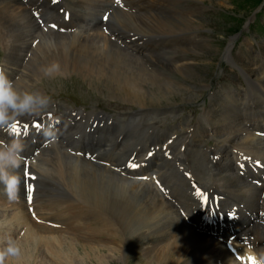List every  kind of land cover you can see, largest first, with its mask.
<instances>
[{
	"label": "bare ground",
	"instance_id": "1",
	"mask_svg": "<svg viewBox=\"0 0 264 264\" xmlns=\"http://www.w3.org/2000/svg\"><path fill=\"white\" fill-rule=\"evenodd\" d=\"M66 1L78 9L69 21L58 13L53 14L55 9L49 0H0V37L7 51L5 70L9 71L7 75L10 74V79L15 84L24 88L35 87L44 93L37 87L34 77L38 78L44 74L42 69L56 62L59 63L61 72L78 70L97 80L105 78L108 81L109 94L136 103L141 111L153 106L156 107V110L153 108L154 114L161 109L166 110L163 113L178 111L175 110L176 102L172 101L171 95L178 97L183 90L169 81L167 76L162 75L164 73L161 70L169 67L173 69L175 66L177 73L192 79L196 66L184 63L183 58L186 53L196 52L194 49L200 47V39H197L196 34L200 21L195 19L189 10L180 7L182 0H120L123 8L116 6L114 0ZM47 6H50L48 11L42 9ZM177 6L179 9L176 10ZM112 8H117L114 9L112 18L107 22L101 21L100 16L104 11ZM35 10H38V16L33 14ZM42 18L44 24L40 23ZM51 19H57L61 27L66 28V32L46 28ZM103 25H107L110 34L103 32ZM186 36L190 38V43L183 41ZM193 44L196 46L193 47ZM149 45L151 47H147ZM263 60L261 72L256 73L254 68L246 71L247 88L241 91L225 87L211 96L213 101H210V107L203 110L197 123H189L186 126L189 130L185 135H178L167 145L171 150V158L165 156L166 150L161 144L156 156L150 159L148 167L136 173L133 178L127 176L129 172L126 169L121 172L120 166L126 164L124 159L130 157L131 152L139 146L125 148L124 140L119 141L118 138L124 135L125 139L126 132H129L133 125L135 129L137 126H143L140 123L143 119L142 113L139 111L131 113L130 119L119 125L105 123L102 128L96 130L97 134L91 137V143L98 142L94 146L96 158L107 160L111 166L94 164L90 159L74 156L69 153L68 148L56 149L52 162L43 160L40 164L32 163L31 167L41 178L47 179L51 176V171L55 170L60 185L67 191V186L71 187V193L77 195L83 205L97 206L115 217L117 224L111 220L112 217H107L105 212L97 208L94 210L98 214L93 219L84 214V217H80L78 207L73 202H63V222L70 226L78 220V225L71 227V231L79 230L86 240L110 239L121 233L120 237H114L115 244H122L114 246L115 249L111 250V253L115 252L113 254H105L102 252L103 248L91 246L93 242L78 239L79 250L84 258L78 262L73 261L75 264H242L236 260L234 253L237 251L243 257L264 252V185L258 186L245 179H260L264 173V170L256 173L252 168L253 159H261L264 163ZM256 65L258 63L254 60L247 64L249 67ZM32 68L35 74L32 73ZM162 106L166 107L158 108ZM51 111L56 114L55 108ZM102 113H85L78 110L76 115H80V119L77 121L86 123L93 117L100 121L112 119ZM57 116L63 122V139L67 144L72 143L75 150H79L76 142H73L74 134L69 124L70 110L67 109V115ZM135 121L139 122L134 124ZM125 124H128L127 128ZM143 127V131L154 128L153 124L149 123ZM107 130H110L109 135L103 134V131ZM160 132L161 129L152 144L161 143L169 128L161 134ZM144 135L145 138L138 141H141L142 146L139 154H142L143 147L150 143L149 131L144 132ZM111 138H114V141ZM206 138H212L216 142L215 147L207 149L204 146ZM104 153L108 156L104 157ZM202 157L214 168L211 169L207 189L203 188L201 191L208 194L207 190H212L213 193L225 195V200L214 201L215 208L221 209V212H233L237 218L236 222L229 223L228 220L226 222L217 219L214 223L209 210L203 212L208 216L207 221L201 218L202 213L195 212L198 202L193 198L194 189L183 172L191 171L203 185L204 181L198 179L199 175L195 172V160H202ZM238 160L246 161L245 175L240 174ZM47 161L50 164H45ZM149 171L162 178L170 190L169 194L158 192L151 179L136 177L145 174L151 176ZM200 173L202 175V171ZM3 187L4 185L0 184L1 196ZM23 187L21 182L20 188ZM172 198L176 202H172ZM6 199L9 201L7 205L13 206L16 205L19 195L15 201ZM0 206L3 204L0 203ZM1 214H5L0 217V225L3 226L8 215L4 212ZM17 214L21 217L22 212ZM187 219H190L191 223ZM215 226L217 235L224 238L229 237L233 229L235 243L232 244L238 245V249L231 247V251L224 247L219 236L204 232ZM20 227L19 225V229ZM26 227L30 236L39 229L35 224ZM110 230L111 236H108ZM35 236L40 237L41 234ZM35 236L18 241L24 242L22 244L38 241ZM89 237L91 239H88ZM9 239L5 241L0 238V247L7 244ZM72 240L73 242L69 241L70 245L75 243V240ZM49 241L50 239L46 240ZM60 243L52 249L55 254H58V249L62 250L68 244ZM34 246L37 248L36 244ZM124 246H127V249ZM66 249L71 250V258L68 255L63 258L67 261L76 259L74 253L78 252V249L68 247L62 251ZM215 255L218 256L217 259H214Z\"/></svg>",
	"mask_w": 264,
	"mask_h": 264
},
{
	"label": "rangeland",
	"instance_id": "2",
	"mask_svg": "<svg viewBox=\"0 0 264 264\" xmlns=\"http://www.w3.org/2000/svg\"><path fill=\"white\" fill-rule=\"evenodd\" d=\"M180 7H183L182 9L189 10L190 13L194 15V18L200 21L199 29L196 30L197 39H200V47L194 49L196 52L191 51L188 52V54L186 53L183 58L185 62L182 61L184 63L188 62L187 64H189V66H196L195 74L192 75V79H189V77L184 78L181 76V74L177 73L175 71V66H173V69H169L171 67L164 68L162 71L164 74L162 75L167 76L169 81L183 90L181 95L178 97L174 96V94L171 95L173 96L172 101L176 102L175 110L178 111L174 113H163L165 109H161L158 111L157 115L154 114V109L156 108L155 106L147 107L146 110L141 111L143 115L141 124L143 126L147 125L148 123H152L154 120L157 122L158 127H166L167 124L172 125L171 127L175 128L178 133L183 131L187 121H189L191 118L190 116H193L196 119L201 115V113H203V110L205 111L210 107L209 104H211L213 101L211 96L216 91L225 87L230 89L235 88L242 91L243 89L241 88L246 85L247 81L246 71H248L249 68H254L256 69V73L261 72V62L264 59V0H182ZM114 9L117 8L108 9L110 10L111 18L113 16ZM175 9H179L178 6ZM256 11L260 12V14L255 15ZM179 16L181 17V15ZM255 20L259 21L258 25H254ZM247 23L249 25H246ZM2 26L4 25L2 24ZM256 27L258 29H256ZM238 31H240L239 35L236 36ZM185 40L186 42L190 43V38L187 36L184 37L183 41ZM192 46L195 47L196 44H193ZM36 53H39V51H36ZM4 57L5 51L3 48H1L0 43V63L3 61ZM252 60L258 63V65L253 67L247 66V64H249ZM31 71L35 74L33 68ZM86 75L87 74L84 72L78 70L67 72L66 74L57 73L51 77L43 75L40 78L39 85L43 87L52 100H62L65 101L70 107H84L87 111L91 110L93 107H95L96 110L104 109L119 121L129 120L130 117L127 116V114H130L136 110L138 111L139 106L136 103H131L119 96H112L109 94V89L107 87L108 81L105 80V78L102 80H97L94 79L95 77ZM165 107L166 106H162L158 108L160 109ZM54 112H56V108ZM56 114L59 116L60 114L67 115V109L63 113L56 112ZM143 126L142 128H144ZM153 130L154 132L156 131L155 133L158 132L157 128L155 127ZM149 132L152 134V129H150ZM137 139H135V141L132 140L131 144H127L128 147L123 144L124 147L130 148L135 145L140 146L141 141L138 142L140 138ZM128 140H131V137H129ZM209 140L211 141L209 142ZM213 142L215 141L212 138H207L204 142V146L207 149H210L209 146L215 147ZM128 158L129 156H127L124 161L127 162ZM45 164L50 163L47 161ZM202 164H204V158L202 160L200 159L199 174L201 177L203 174L204 177L207 175L205 178L203 177L205 180H207L209 178L210 169L208 168L207 164ZM201 171L202 175L200 173ZM42 179L46 180L44 178ZM2 196L0 195V198ZM7 203H3V206L7 205ZM7 212L8 211H5L4 213L7 214ZM0 213L2 212L0 211ZM9 214L10 213L7 215ZM3 215L1 214L0 217ZM112 217L114 216L112 215ZM1 222L2 218H0V223ZM114 223L117 224L115 221ZM4 225L6 224L4 223ZM20 226L21 227L19 229L18 224H12V232L14 234H18L23 225ZM27 228L28 227H26V229ZM72 234H70L65 229V232L59 234V238L61 240L60 244L65 242L68 243L63 249L68 247H72L73 250L78 249V252L74 253L76 255V259L72 258L73 260L67 261L63 258L67 255L71 258V250L66 249V251H62L63 249H58V254L53 253L51 257L45 255L47 254L48 249L44 245H41L40 247L39 240L22 244L24 242L18 241L19 239L17 240L16 238L15 240L22 248V255L18 259L9 258L6 264H75V261L78 262L80 259L84 258V255L79 250L80 243L77 241L78 239H81L84 242L86 240L83 239L84 237H80V235L77 237L78 235ZM11 235L13 234H10V236ZM120 235L121 233L119 235L115 234L114 237L118 238ZM18 236L20 239L26 238L25 233L23 234L22 232H20ZM114 237H110V239L96 238L97 240H92L94 244L90 245H95L93 247L103 248L104 250L102 249V252L105 254H113L115 252L111 253V250L115 249L114 246L122 244H115ZM72 239H74V242L77 244L71 243L72 245H70L69 241L73 242ZM157 239L158 238H156V240ZM221 243L225 247L224 242ZM35 244L37 248L34 246ZM103 245H108L110 248L107 247L109 248L107 249ZM5 246L6 244L2 245L0 249H3ZM124 248L127 249V246H124ZM38 249L40 252H38ZM214 259H217V256ZM144 262L147 263V260L144 259ZM135 264L137 263L135 262Z\"/></svg>",
	"mask_w": 264,
	"mask_h": 264
},
{
	"label": "clouds",
	"instance_id": "3",
	"mask_svg": "<svg viewBox=\"0 0 264 264\" xmlns=\"http://www.w3.org/2000/svg\"><path fill=\"white\" fill-rule=\"evenodd\" d=\"M42 71L44 75L51 77L60 73L61 67L59 63L53 62ZM51 103V97L40 91L20 90L8 77L4 67L0 66V130H10L22 117L41 115ZM41 128L45 137L55 140L54 123L49 122ZM25 148L24 137L19 135L14 136L10 143L0 144V184L4 185L10 201L18 199L21 177L16 170L20 169L25 160ZM21 255L20 244L14 239H9L6 246L0 249V264H6L9 258L18 259ZM249 256L254 258L255 264H264V252ZM248 257L245 258L244 264H249Z\"/></svg>",
	"mask_w": 264,
	"mask_h": 264
},
{
	"label": "snow or ice",
	"instance_id": "4",
	"mask_svg": "<svg viewBox=\"0 0 264 264\" xmlns=\"http://www.w3.org/2000/svg\"><path fill=\"white\" fill-rule=\"evenodd\" d=\"M116 2L119 4V3H120V0H116ZM105 19H107V17H105ZM53 27H55V25H53ZM49 115H50V114H49ZM33 126H34L35 128H37V129H39V128L41 127V125L38 124V123L34 124ZM28 127H29V126H28L27 124H25V125H23V128H21V126H20L19 123L17 122V123H15V124H13V125L11 126V129H10V130H11L14 134H16V135H21V134L27 135V134H28ZM245 159H248V158H245ZM257 163H259V162H257ZM128 166H129V167H133V168H135V167H138L139 165H137L136 163L130 161ZM241 167H243V165H241ZM26 175H27V172H26ZM31 192H32V187L29 186V187H28L29 200H31ZM196 194H197L198 196H201V197H202L203 199H205V200L207 199L206 194L201 193L199 190H197ZM247 259H248V261H249V264H255V260H254L253 257L249 256Z\"/></svg>",
	"mask_w": 264,
	"mask_h": 264
}]
</instances>
